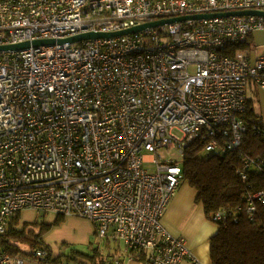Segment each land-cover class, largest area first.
I'll return each instance as SVG.
<instances>
[{
    "label": "built area",
    "instance_id": "built-area-1",
    "mask_svg": "<svg viewBox=\"0 0 264 264\" xmlns=\"http://www.w3.org/2000/svg\"><path fill=\"white\" fill-rule=\"evenodd\" d=\"M245 10L264 11V0H0V45ZM256 30L264 18L255 15L187 18L136 34L1 50L0 236L17 212L75 216L93 223L101 243H123L137 264H201L162 224L183 170L159 150L183 158L195 138L221 129L223 144L213 137L204 151L237 148L249 81L264 90V53L218 51ZM248 168L242 157L243 179ZM246 200L251 212L264 192ZM229 216L220 209L212 219ZM28 261L0 250V264Z\"/></svg>",
    "mask_w": 264,
    "mask_h": 264
},
{
    "label": "trees",
    "instance_id": "trees-1",
    "mask_svg": "<svg viewBox=\"0 0 264 264\" xmlns=\"http://www.w3.org/2000/svg\"><path fill=\"white\" fill-rule=\"evenodd\" d=\"M250 35L244 43L225 46L218 52L232 56L237 51L251 49V46H244L253 38ZM239 118L246 130L235 150L202 155L204 146L213 137L223 144V140L216 136L221 134V129L213 136L195 138L182 158V181H187L196 191L195 202L202 205L206 219L217 227L209 238L211 264H264V203L255 200V209L249 212L246 200L249 193L264 192V123L247 96L246 108ZM242 157L252 161V168L246 170L245 179L240 174ZM220 209L230 212L231 216L214 221L213 213ZM21 214L17 212L8 220L7 229L0 236V250L5 249L12 256H30L32 261L28 262L38 264H57L61 261L102 264L98 249L85 254L74 247H66L67 242H61L54 251L44 241L49 229L61 221L59 216L51 224L37 221L22 223ZM110 241L116 242L107 239L104 244L107 246ZM36 250H44L46 255L37 257ZM106 261L110 260L105 259L103 264Z\"/></svg>",
    "mask_w": 264,
    "mask_h": 264
},
{
    "label": "crops",
    "instance_id": "crops-1",
    "mask_svg": "<svg viewBox=\"0 0 264 264\" xmlns=\"http://www.w3.org/2000/svg\"><path fill=\"white\" fill-rule=\"evenodd\" d=\"M260 33H264V30H256L250 36L254 37L255 35L256 37V35ZM261 53H264V50L257 51L256 48L251 50L248 55L254 57ZM248 85L247 97L252 101L254 111L256 113L258 112L264 123V90L258 87L253 80H250ZM255 98L257 99V102H255ZM253 102L255 103L253 104ZM195 196L196 191L189 185V183L184 180L181 181L165 210L162 217V224L170 234L185 238L189 249L194 253L195 257L201 264H211L209 238L216 232L217 227L213 222L206 219L202 205L195 202ZM25 212H31L35 214V216L38 215L32 211ZM46 216L52 217L47 222L43 221L46 224H51L57 219L56 216L51 214ZM59 218L61 221L57 226H52L44 236V241L48 243L54 251H56L57 243H74L79 237L85 236L88 238L89 234L96 230L93 223L88 220H79L73 218V216H59ZM26 264L38 263L27 262ZM180 264H190V262L185 259Z\"/></svg>",
    "mask_w": 264,
    "mask_h": 264
},
{
    "label": "rangeland",
    "instance_id": "rangeland-1",
    "mask_svg": "<svg viewBox=\"0 0 264 264\" xmlns=\"http://www.w3.org/2000/svg\"><path fill=\"white\" fill-rule=\"evenodd\" d=\"M244 46H251V49L245 50L246 53H249L251 50H254L256 48H257V51L258 50L263 51L264 50V33L257 34L256 37L254 35V37L253 38L251 37ZM254 46H258V47H254ZM249 85L247 87V94H248ZM255 102H257V99ZM255 102H253V104ZM175 133L178 136L181 135V133L178 131H175ZM159 153L163 154V156L165 158H166V156H168L169 158L176 160L178 164H180V165L182 164V156L179 152H177V150L169 151L168 149L163 148V149L159 150ZM206 154H207L206 151H202V155H206ZM145 166L148 169H153V167H154L152 163H145ZM61 217H63V216H61ZM50 218H52V217L51 216H45L44 217L40 214L35 216V214H33L31 212H25V213L21 214L22 223L24 221H27V222L37 221L39 223H41L43 221L47 222L50 220ZM73 218H76L79 220H88L85 218L75 217V216H73ZM89 222H91V221H89ZM74 223H75V221H74ZM82 229H84V228H82ZM70 241H72V240H70ZM59 243H61V242H59ZM67 243L68 244H66V247L67 246H69V248L74 247V248L82 251L85 254H91V253H93L94 249H98L100 257L102 259V264H103L105 259L120 260L124 264H137L136 261H133L130 259V255H129L127 249H125V246L123 243H118V242L116 243L114 241H110L109 244H107V246L104 243H101V238L98 236L97 230L93 233L91 232L89 234L88 238H86L85 236H82V237H79L76 241H74V243L73 242H67ZM57 245H58V243H57ZM108 254H109V256H108Z\"/></svg>",
    "mask_w": 264,
    "mask_h": 264
},
{
    "label": "water",
    "instance_id": "water-1",
    "mask_svg": "<svg viewBox=\"0 0 264 264\" xmlns=\"http://www.w3.org/2000/svg\"><path fill=\"white\" fill-rule=\"evenodd\" d=\"M231 15H255L260 16L264 18V11L260 10H245V11H235V12H223V13H211V14H196V15H186V16H180L176 18H170V19H161L156 21H150L146 23H142L139 25H135L126 29L113 31V32H84L80 34H76L70 37L61 38V39H36L32 41H23L21 43L16 44H6V45H0V51L1 50H25L30 47H39V46H50L55 44H64V43H78L84 40L89 39H98V38H109V37H115L120 35H128V34H136L145 28L150 27H157L159 25L170 23L174 21H180L187 18H211V17H223V16H231Z\"/></svg>",
    "mask_w": 264,
    "mask_h": 264
}]
</instances>
